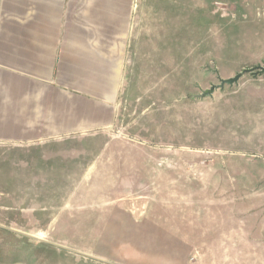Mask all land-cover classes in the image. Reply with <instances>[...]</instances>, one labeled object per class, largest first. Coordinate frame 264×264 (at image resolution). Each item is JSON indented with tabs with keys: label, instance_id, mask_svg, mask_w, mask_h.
Returning <instances> with one entry per match:
<instances>
[{
	"label": "crops",
	"instance_id": "crops-1",
	"mask_svg": "<svg viewBox=\"0 0 264 264\" xmlns=\"http://www.w3.org/2000/svg\"><path fill=\"white\" fill-rule=\"evenodd\" d=\"M183 13L213 28V36L227 20L238 26L245 44L264 40V0H0V143L42 148L43 155L62 148L58 165L63 161L78 171L73 186L86 206L87 186L121 185L123 164L107 158L118 150L107 147L108 141L96 145L109 138L123 92L153 90L155 76L161 81L176 73L166 44L173 20ZM255 26L247 36L243 27ZM228 103L235 118L264 121V82L240 90ZM232 138L236 142L238 134ZM214 153L217 162L193 166L200 172L191 178L195 194L175 198L178 212L155 204L171 202L170 194L149 202L148 211L139 201L130 211L114 207L105 225L87 228L99 236L98 246L87 249L95 258L75 261L264 264V195L244 189L252 166L234 163L253 152L225 147ZM170 167L156 164L147 174L136 166L133 185L165 187ZM179 167L180 185L187 186L188 167Z\"/></svg>",
	"mask_w": 264,
	"mask_h": 264
},
{
	"label": "rangeland",
	"instance_id": "rangeland-1",
	"mask_svg": "<svg viewBox=\"0 0 264 264\" xmlns=\"http://www.w3.org/2000/svg\"><path fill=\"white\" fill-rule=\"evenodd\" d=\"M191 15L183 13L173 20L171 42L166 44V56L176 73L163 75L161 81L160 76H155L157 86L153 90L123 92L109 138L96 145L108 141L107 147L118 150V155L107 158H116L123 164L121 185L87 186L86 206L78 192L80 188L73 186L78 171L70 170L63 161L58 165L61 157L57 152L62 148H51L48 155H43L42 148L27 151L25 147L0 143L1 225L87 253V249L98 246L99 237L87 234V228L105 225L108 210L114 207L130 211L139 201L148 211L153 201L163 202L162 195L170 194L171 202L155 204L165 206L171 213L178 212L176 199L180 193L195 194V179L191 178L200 172L193 166L217 162L214 151L225 147L253 152L237 156L234 163L252 166L251 176L247 177L250 187L244 189L253 195H264V121L235 118L231 114L233 103H228L240 90L261 85L263 74L245 73L237 83L225 84L211 96L199 98L202 91L219 84V78L226 79L243 68L261 64L264 40L256 42L251 36L246 45L238 37V26L233 28L227 20L220 22L213 36V28L202 26ZM243 28L249 36L256 26ZM230 133L232 137L238 134L236 142V138L227 136ZM163 163L172 166V171L166 172L167 186H162L164 182L155 188L133 185L134 167L140 165L148 174V168ZM180 165L188 167L187 186L180 185ZM154 189L155 194L151 192ZM79 258L87 257L0 228V264H79L75 261Z\"/></svg>",
	"mask_w": 264,
	"mask_h": 264
},
{
	"label": "water",
	"instance_id": "water-1",
	"mask_svg": "<svg viewBox=\"0 0 264 264\" xmlns=\"http://www.w3.org/2000/svg\"><path fill=\"white\" fill-rule=\"evenodd\" d=\"M245 73H250L253 76H257V75L263 74L264 73V60L262 61L261 64L254 65L252 67L243 68L240 72H237L232 77H229V78H226V79L219 78V84H216V85L213 84V85L210 86V88L202 91L201 94L199 95V98H204L206 96H211L215 89L223 88V86L225 84L232 85L234 83H237L239 78ZM0 228L6 229V230H9V231H12V232L19 233V234H21L23 236L32 238V239L40 241V242H44V243H48V244L54 245L56 247L62 248L64 250H67V251H70V252L85 256V257L95 258V257H93V256H91V255H89L87 253H84V252H81V251H78V250H75V249H72V248H68V247L63 246L61 244H56V243L50 242V241H48L46 239H43L41 237L26 233V232L19 231V230L13 229L11 227H7V226H4V225L0 224Z\"/></svg>",
	"mask_w": 264,
	"mask_h": 264
}]
</instances>
